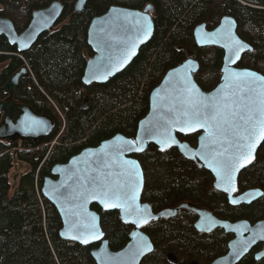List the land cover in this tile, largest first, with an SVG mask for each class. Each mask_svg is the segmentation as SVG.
<instances>
[{
	"label": "trees",
	"instance_id": "obj_1",
	"mask_svg": "<svg viewBox=\"0 0 264 264\" xmlns=\"http://www.w3.org/2000/svg\"><path fill=\"white\" fill-rule=\"evenodd\" d=\"M52 1L0 0V16L11 19L21 32L33 11ZM76 1L61 0L64 10L55 29L43 33L27 51L20 52L5 35H0V86L20 68L30 67L32 74L20 80L14 99L52 117L55 125L54 131L38 143L0 140V264H97L91 246L61 237L60 214L41 191L44 177L51 175L54 164L67 162L86 147L98 146L118 133L135 137L140 119L149 111L152 89L184 59L193 56L199 61L195 79L204 90L213 89L220 82L224 51L197 45L194 29L198 24L205 23L211 29L224 15L235 17L238 34L253 46L238 66L264 75V0H89V7L97 15L113 5L143 10L151 4L155 31L123 71L105 83L86 85L82 80L84 70L94 55L88 43L93 13L90 9L76 12ZM5 97L7 93L0 92V100ZM179 136L197 143V134ZM134 156L145 173L142 200L149 202L155 212L191 202L213 208L221 215L238 217L255 216L264 206V199H260L249 206L232 208L221 192L209 185L212 175L175 147L161 151L151 143ZM17 160L29 168L11 193L10 172ZM239 185L240 190L251 185L264 187V142L253 164L240 175ZM213 196H217L216 202ZM92 208L101 215L110 248L122 249L130 239L131 225L117 210L104 211L97 204ZM195 221L193 212L182 210L145 225L143 230L154 250L141 264H174L167 257L169 252L180 258V264L191 259L206 262L220 253L224 241L200 233L194 227Z\"/></svg>",
	"mask_w": 264,
	"mask_h": 264
},
{
	"label": "water",
	"instance_id": "obj_2",
	"mask_svg": "<svg viewBox=\"0 0 264 264\" xmlns=\"http://www.w3.org/2000/svg\"><path fill=\"white\" fill-rule=\"evenodd\" d=\"M89 0H77L74 10L81 11L90 9L93 13L88 28V43L94 51V55L87 60L83 75V82L86 85L91 83H105L113 76L123 71L137 57L142 46L150 42L155 31V22L151 15L153 6L148 4L145 9H130L113 5L107 12L97 15L88 5ZM64 5L61 0H53L45 8L33 11L32 18L28 26L19 32L14 22L0 16V35H5L12 45H16L20 52L29 50L39 39L54 27L63 14ZM146 18V22L145 19ZM147 27L148 34L144 35L143 29ZM237 21L230 15L221 18L218 25L213 29H208L202 23L196 26L194 37L200 47L215 46L224 51V60L221 68L220 82L211 90H204L195 79V73L200 68L197 59L189 57L176 66L170 68L150 93V108L148 113L140 119L135 137H127L118 133L111 138L103 140L98 146L86 147L78 154L73 155L65 163L54 164L51 175L45 176L42 185V194L56 207L61 220L62 227L60 235L62 238L78 242L84 246H91V255L97 264H140L145 256L150 254L154 245L147 233L142 230L146 224L160 218H169L186 209L195 213L198 218L195 221V228L199 231H211L214 228H223L226 231L237 232L236 237L229 243V253L213 262V264H232L241 257L249 248L243 235L239 233V227H246L248 222L238 221L227 222L217 218L207 208H200L191 202H183L174 208H167L155 212L151 204L142 200L145 186V173L141 161L134 154L143 153L149 144H155L159 150H168L171 147L177 148L185 157L193 160L198 166L205 168L213 177V186L224 193H227L230 202L234 204L249 203L262 195L259 189H252L233 196L238 187V178L241 172L250 166L256 159L258 150L264 140H260L253 151V158L250 162H243L242 167L233 174L231 186L223 183L216 171L211 157L203 159L201 153L209 155L208 132L203 128L194 131L182 132L178 127H174L171 132L172 142L163 143L162 129L160 125L167 118H175L177 111L169 112L173 98L181 95L180 87L182 78H187L198 90L202 97H215L221 93L222 86H227L232 73L253 72L258 77H264L251 68L239 67L238 63L246 51H252L251 46L237 32ZM239 42L240 47L236 42ZM238 49V55L237 53ZM31 76L28 67L24 66L14 73L9 80L0 86V92H5L8 96L0 100V112L2 120L0 122V140L14 142L18 140L33 141L38 143L46 136L50 135L55 128L52 117L37 113L32 106L22 105L15 101V91L19 82L23 78ZM225 93L230 91L225 87ZM88 96L85 98L84 106L88 104ZM197 134V143L191 144L189 141L181 139L179 135ZM125 141L135 142V146L129 148ZM159 141V142H158ZM202 144L205 147H202ZM139 149V150H138ZM133 162L134 167L125 165L124 162ZM131 167L133 173L138 174L139 188L136 192L135 205L145 212L147 219L139 223H134L138 216L128 215L121 208H105L102 200L94 193L100 191L101 185H111L115 181L123 182L126 177L121 175L126 169ZM225 188H229L225 191ZM93 204L99 205L104 211L117 210L122 220L131 225L130 239L127 244L118 251L110 248L109 240L101 225V215L92 208ZM249 231L264 233V221L248 228ZM95 233V235H93ZM88 242L84 243L83 240ZM255 238L254 234L249 236ZM146 243L147 248L136 255L133 253L138 244ZM243 250L240 251V247ZM245 246V247H244ZM170 261L176 263L173 253L168 254ZM221 261V262H220ZM189 264H198L196 261Z\"/></svg>",
	"mask_w": 264,
	"mask_h": 264
},
{
	"label": "snow or ice",
	"instance_id": "obj_3",
	"mask_svg": "<svg viewBox=\"0 0 264 264\" xmlns=\"http://www.w3.org/2000/svg\"><path fill=\"white\" fill-rule=\"evenodd\" d=\"M148 30L147 27L143 29L144 35L148 34ZM236 43L239 45L238 41ZM225 79L229 80V84L222 86L221 93L208 98L199 95L185 74L181 81V95L173 98L172 106L168 109L169 112L177 111L178 115L165 119L160 127L163 143L172 142L171 132L174 127L182 132L197 128L207 131L206 147L209 155L202 152L201 157L207 160L210 156L213 163L209 166L213 167L214 164L213 170L221 181L231 186L234 172L243 166V162L251 161L256 144L264 140V77L244 72L232 73ZM225 87L230 91L225 93ZM124 143L129 148L135 146V142ZM202 147L205 145L202 144ZM124 164L134 167L133 162L125 161ZM131 167L121 173L126 177L123 182L117 180L111 185H101L100 191L94 195L102 200L105 208H121L128 215H137L138 219L134 223H139L146 220L147 216L140 215L142 211L146 213V210L135 205L139 188L138 174L133 173ZM228 190L225 188V191ZM83 242L87 243L88 240L85 238ZM147 247L146 243L138 244L133 259Z\"/></svg>",
	"mask_w": 264,
	"mask_h": 264
},
{
	"label": "flooded vegetation",
	"instance_id": "obj_4",
	"mask_svg": "<svg viewBox=\"0 0 264 264\" xmlns=\"http://www.w3.org/2000/svg\"><path fill=\"white\" fill-rule=\"evenodd\" d=\"M56 26V25H55ZM55 29V27H54ZM196 59V58H195ZM1 69H2V65H1ZM21 69V68H20ZM19 69V70H20ZM1 71V70H0ZM17 72V71H16ZM15 72V73H16ZM30 73H31V70H30ZM32 74V73H31ZM23 79H27V78H23ZM22 80V79H21ZM18 88V87H17ZM17 90V89H16ZM16 92V91H15ZM8 96V94H7ZM6 98V97H5ZM4 98V99H5ZM51 100V99H50ZM1 113V112H0ZM2 114V113H1ZM2 120V118H1ZM0 120V122H1ZM18 141H22V140H18ZM15 142V141H14ZM24 142V141H22ZM253 164V163H252ZM251 164V165H252ZM250 165V166H251ZM250 166H248L247 168H249ZM245 168L241 174L247 169ZM209 172V171H208ZM210 173V172H209ZM211 174V173H210ZM240 174V175H241ZM212 175V174H211ZM240 175H239V178H240ZM213 177V175H212ZM239 178H238V187H237V190L236 192L234 193L233 196H237L241 193H244L246 191H249V190H252V189H259L262 191V195L256 199H254L253 201L249 202V203H239V204H234V203H231L230 202V199H229V196L227 193H224L220 190H217L214 186H213V182H214V177L212 180H210L209 182V185L213 187L214 191H219L221 192V194L226 198L227 202L229 203L228 205L231 206L232 208H238V207H242V206H249L251 204H254V203H258L259 201H261L260 199H264V187H260L259 185H251V186H245L243 190H240L239 188ZM213 202H216L217 201V196H213ZM200 208H207V207H200ZM262 208V207H261ZM259 210L258 214L257 215H253V216H238V217H235L233 215H221L217 210H214L213 211V208H211V210L209 208H207L209 211H211L217 218L221 219V220H224V221H227V222H231V223H235V222H238V221H245V222H248L245 226L246 227H239L237 228L239 233H241L243 235V238L246 240L247 244L249 242H251V244H249V246L247 248H249L241 257L237 258L232 264H243V262L245 261H249V262H254L252 264H264V239H261L262 236H264V233H258L255 234L254 232H251L248 230L249 227H253L255 224L259 223V222H262L264 221V206L262 208V210ZM183 210H186V209H183ZM182 211V210H181ZM180 211V212H181ZM189 211V210H187ZM179 212V213H180ZM178 213V214H179ZM195 214V213H194ZM177 215V214H176ZM196 215V214H195ZM175 216V215H174ZM173 217V216H172ZM170 218V217H169ZM198 216L196 215V220H197ZM159 220V219H158ZM156 221V220H155ZM153 222V221H151ZM150 223V222H149ZM148 223V224H149ZM147 225V224H146ZM142 230H143V227H142ZM144 231V230H143ZM199 231V230H198ZM145 232V231H144ZM200 233H205V234H209L210 236H214V240L216 238H219L222 239L224 241V247H223V250L220 252V253H217L215 254L214 256H210L209 259L206 261V262H201L197 259H191L187 262H183L184 264H189L190 262H193V261H196L198 264H213V262L217 261L218 259L226 256L229 251H230V247H229V243L236 237V234L237 232H233V231H226L225 229L223 228H214L213 230L211 231H199ZM146 233V232H145ZM251 234H254L255 238L253 239H250L249 236ZM217 240V239H216ZM240 247V245H239ZM245 247V246H244ZM154 250V249H153ZM243 250V247L241 248L240 247V251ZM170 253H173V252H169L168 254ZM175 255V258L177 260L176 263L174 264H180L181 263V260L180 258H178V256L173 253ZM149 255V254H148ZM146 257V256H145ZM144 257V258H145ZM168 257V256H167ZM143 258V259H144ZM169 259V258H168ZM170 260V259H169ZM221 262V261H220ZM142 263V261H141ZM140 263V264H141Z\"/></svg>",
	"mask_w": 264,
	"mask_h": 264
},
{
	"label": "rangeland",
	"instance_id": "obj_5",
	"mask_svg": "<svg viewBox=\"0 0 264 264\" xmlns=\"http://www.w3.org/2000/svg\"><path fill=\"white\" fill-rule=\"evenodd\" d=\"M0 70H1V65H0ZM49 100H50V98H49ZM50 101H52V99ZM54 143H55V141L52 142L51 147L54 145ZM28 168H29V165L25 162L17 160L14 163V166L10 172V182H11V187H12L11 193L14 192V189L16 188L18 181L20 180L21 176L28 170ZM194 227H195V225H194Z\"/></svg>",
	"mask_w": 264,
	"mask_h": 264
},
{
	"label": "bare ground",
	"instance_id": "obj_6",
	"mask_svg": "<svg viewBox=\"0 0 264 264\" xmlns=\"http://www.w3.org/2000/svg\"><path fill=\"white\" fill-rule=\"evenodd\" d=\"M19 2H21V1H19ZM225 16V15H224ZM231 16V15H230ZM233 17V16H232ZM235 18V17H234ZM221 20V19H220ZM236 20V19H235ZM200 24H202V23H200ZM205 24V23H204ZM219 24V23H218ZM199 25V24H198ZM207 26V25H206ZM196 28V27H195ZM238 28V27H237ZM195 30V29H194ZM238 32V31H237ZM27 67V66H26ZM28 70L30 71V67L28 68Z\"/></svg>",
	"mask_w": 264,
	"mask_h": 264
}]
</instances>
